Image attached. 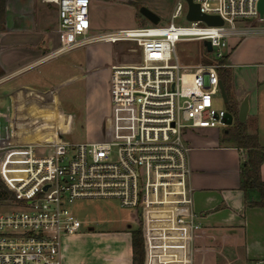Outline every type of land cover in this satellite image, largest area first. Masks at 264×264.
I'll list each match as a JSON object with an SVG mask.
<instances>
[{
    "label": "built area",
    "instance_id": "built-area-1",
    "mask_svg": "<svg viewBox=\"0 0 264 264\" xmlns=\"http://www.w3.org/2000/svg\"><path fill=\"white\" fill-rule=\"evenodd\" d=\"M43 1L57 8L59 47L51 55L96 41L131 42L140 55L137 62L111 66L112 106L103 140L22 145L21 164L9 166L21 171L10 174V180L17 177L12 182L15 208L0 213V264H62L63 238L83 226L70 209L78 200L115 199L122 207L141 209L143 218L166 229L171 223L199 233L185 135L226 126L230 114L214 107L215 96L223 97L220 70L227 67L223 60L233 39L264 31V26L248 25L250 20L264 23L259 0H193L223 24L188 20L190 26L175 24L188 13L187 2L178 0L168 25L150 23L99 35H91L90 0ZM182 40L209 41L214 58L182 63L176 53ZM253 264H264V259Z\"/></svg>",
    "mask_w": 264,
    "mask_h": 264
},
{
    "label": "crops",
    "instance_id": "crops-1",
    "mask_svg": "<svg viewBox=\"0 0 264 264\" xmlns=\"http://www.w3.org/2000/svg\"><path fill=\"white\" fill-rule=\"evenodd\" d=\"M90 1L93 28L97 23L95 11L102 1ZM57 20V8L52 3L6 0L5 24L0 30V133H3L0 136L18 141L28 133L21 125L25 119L23 111L29 113L34 106L32 98L26 96L37 92L35 83L46 75L49 67H43L40 72L41 68L35 69L32 73L28 68H39L59 57L51 55L59 47ZM230 47L225 68L232 72V97L238 112L240 103L245 97L249 98L245 123L251 125L247 132L257 134L264 147V31L255 30L233 39ZM235 68L250 70V73L240 82ZM228 127L186 133L191 147L193 209L200 215L202 230L194 234L171 223L166 229L165 224L154 223L145 217L142 221L145 264H216L219 258L225 260L222 264H253L264 259V208L247 204L249 200L258 199L255 192L246 199L240 187L247 151L224 136ZM33 133L38 136L37 132ZM52 139L55 138H44L39 143ZM11 145L0 144V151ZM23 153L19 152L15 158L22 160ZM10 157L1 158L4 164H0V175L7 176L8 180L12 173L21 174L19 169L4 166ZM261 176L264 180V162ZM178 228L179 235L174 234ZM134 229L128 226L123 230L96 232L89 227V230L81 232V229L76 234L67 235L63 238L62 264H133L131 231ZM85 236L90 238L89 242L79 241ZM232 248L236 250L234 256L230 251ZM241 248L243 252L238 255Z\"/></svg>",
    "mask_w": 264,
    "mask_h": 264
},
{
    "label": "rangeland",
    "instance_id": "rangeland-1",
    "mask_svg": "<svg viewBox=\"0 0 264 264\" xmlns=\"http://www.w3.org/2000/svg\"><path fill=\"white\" fill-rule=\"evenodd\" d=\"M101 1L102 5L98 4V9L95 11L97 23L91 29V35H99L119 28L148 26L150 22L141 14V6H147L159 15L160 24L168 25L172 20V13L178 0ZM251 23L252 26L258 28L264 26V23L258 20H250L248 25ZM175 24L190 26V22L184 16L178 17ZM204 47L205 43L202 40H182L176 43V53L182 63L196 65L214 58V55L207 52V49L205 52ZM139 55L137 46L131 42L114 44L96 41L57 54L54 57H59L46 62L39 68H34V66L28 68V72L31 73L35 69L41 68L40 72L44 69L43 67H49V71L35 83L37 92L26 96L32 98L34 106L29 113L26 110L23 111L25 119H22L21 125L23 124L28 133L18 141H14L13 137L9 139L6 135L0 136V144L13 145L0 151V164L2 166L4 164L1 163V160L3 161L1 158L11 155L8 164L4 166L20 165L21 159L15 158V156L19 152H24L22 145L39 143L44 138H55L67 144L103 140L112 106L111 66L119 63L137 62ZM234 71L237 78H240V82L250 73V70L242 68H235ZM233 89L232 83V94ZM214 107L217 110H226L232 115L233 124L238 122V109L234 110L231 103L225 102L220 94L214 98ZM250 125V122L246 123V128H249ZM219 128L222 129L224 126H219ZM33 131L37 132L38 136L33 135L35 134ZM16 178L13 175V178L8 180L7 176L0 175V181L12 192V196L9 198L0 195V213L15 208L12 197L16 199V194L12 189V184L15 183ZM3 191L0 189V193ZM70 209L83 224L81 232L89 230V227H93L96 232L123 230L128 226L137 228L144 220L141 209L122 207L115 199L78 200L70 206ZM174 234H179V230L174 231ZM89 239L85 236L80 237L79 241L86 243L89 242ZM230 251L234 256L236 250L232 248ZM242 252L243 248L239 249L238 255H241ZM221 259L219 258V262L216 264L225 262ZM212 260L210 258V261ZM237 264H241V262Z\"/></svg>",
    "mask_w": 264,
    "mask_h": 264
},
{
    "label": "trees",
    "instance_id": "trees-1",
    "mask_svg": "<svg viewBox=\"0 0 264 264\" xmlns=\"http://www.w3.org/2000/svg\"><path fill=\"white\" fill-rule=\"evenodd\" d=\"M5 16L6 0H0V30H2L5 24ZM227 58L228 55L223 60V63H226ZM220 74L228 95V103H231L232 108L237 111V105L231 92L232 72L228 68H222ZM224 136L228 140H232L237 147L243 148L247 151V159L244 161L241 169L240 187L244 191L246 199L249 198V194L252 192L257 193L258 196L257 200H249L247 203L248 206L264 208V180L261 176V167L264 162V147L260 145L258 135L249 134L247 132L246 123H242L238 120L236 124L227 128ZM0 189L4 190L3 193H0L4 198L12 196V192L2 181H0ZM12 200L15 201L13 197ZM131 234L133 264H145L146 247L142 222L136 229L131 231Z\"/></svg>",
    "mask_w": 264,
    "mask_h": 264
},
{
    "label": "water",
    "instance_id": "water-1",
    "mask_svg": "<svg viewBox=\"0 0 264 264\" xmlns=\"http://www.w3.org/2000/svg\"><path fill=\"white\" fill-rule=\"evenodd\" d=\"M188 5V13L187 20L189 21H203L209 25H221L223 24V20L219 16L207 15L203 13L200 9L199 4L195 3L193 0H185ZM258 10L260 12V16H264V0H259L258 2ZM141 14L148 19V21L154 25L160 23V17L154 11H152L147 6L140 7ZM205 47L209 52L212 51V47L209 41H204ZM220 89L223 95L225 102H228V95L224 86L223 81H220ZM249 113V98L245 97V99L239 105L238 119L240 122L245 123L247 116ZM226 125H233V116L229 115V118L226 120Z\"/></svg>",
    "mask_w": 264,
    "mask_h": 264
}]
</instances>
